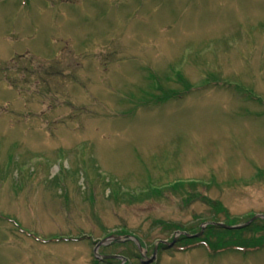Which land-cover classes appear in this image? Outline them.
I'll return each instance as SVG.
<instances>
[{"label":"rangeland","instance_id":"rangeland-1","mask_svg":"<svg viewBox=\"0 0 264 264\" xmlns=\"http://www.w3.org/2000/svg\"><path fill=\"white\" fill-rule=\"evenodd\" d=\"M263 242L264 0H0V264Z\"/></svg>","mask_w":264,"mask_h":264},{"label":"water","instance_id":"water-1","mask_svg":"<svg viewBox=\"0 0 264 264\" xmlns=\"http://www.w3.org/2000/svg\"><path fill=\"white\" fill-rule=\"evenodd\" d=\"M258 216H255V218H253V219H251L249 222H247V223H245V224H243V225H236V226H229V225H226V224H223V223H220V222H217V223H215V224H217V225H220V226H222V227H224V228H228V229H231V228H243V227H245V226H247V225H249L254 219H256ZM201 234V232L200 233H198V234H196V235H188L189 237H191V236H199ZM112 238H114V239H117V240H119V241H122V240H125V238H123V237H112ZM126 238H128V237H126ZM176 241H177V239H174L172 242H167V241H163V243H167L168 244V246H173L175 243H176ZM102 242H105V241H102ZM101 242V243H102ZM101 243H99V245L101 244ZM100 257H102V258H104V259H108V258H116V256L115 255H101ZM154 259V257L153 258H151L150 259V261L151 260H153Z\"/></svg>","mask_w":264,"mask_h":264},{"label":"trees","instance_id":"trees-1","mask_svg":"<svg viewBox=\"0 0 264 264\" xmlns=\"http://www.w3.org/2000/svg\"><path fill=\"white\" fill-rule=\"evenodd\" d=\"M210 228H213L212 226H210ZM209 245L213 248V249H219V248H223V247H226V246H223V247H213L212 245H211V243H209Z\"/></svg>","mask_w":264,"mask_h":264}]
</instances>
